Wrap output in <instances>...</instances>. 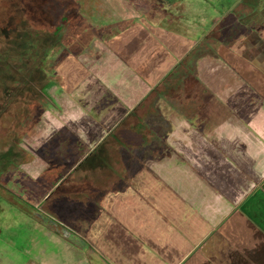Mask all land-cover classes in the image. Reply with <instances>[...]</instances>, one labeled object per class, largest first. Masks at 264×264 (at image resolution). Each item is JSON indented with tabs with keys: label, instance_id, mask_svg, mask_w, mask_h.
Returning a JSON list of instances; mask_svg holds the SVG:
<instances>
[{
	"label": "crops",
	"instance_id": "crops-1",
	"mask_svg": "<svg viewBox=\"0 0 264 264\" xmlns=\"http://www.w3.org/2000/svg\"><path fill=\"white\" fill-rule=\"evenodd\" d=\"M107 3L112 17L103 8L95 25L108 27L105 36L70 40L55 109L35 112V140L44 138L26 150L37 153L38 162L26 151L21 159L47 167L39 155L53 159L64 149L70 157L63 160L73 171L100 147L94 162L102 173L93 179L95 192H79L82 202L122 171L120 157L140 141L147 167L134 172L132 183H146L137 188L147 191L114 195L110 201L117 199L116 208H131L141 197L136 213L152 216L156 227L147 232L133 224L114 248L105 239L87 238L99 253L105 251L113 264H264L263 18L254 17L255 31L220 40L219 47L204 34L214 47L196 49L195 28L179 18L152 6L141 14L134 0L127 1L128 13L116 0ZM92 131L93 143L82 147ZM74 149L82 151L72 154ZM65 178L25 179V198H35L41 207ZM75 207L78 224V205H62L59 211L68 228L79 230L70 223ZM91 228L90 223L85 238ZM141 239L153 250L150 260L135 252L133 244ZM63 249L64 264H88L85 253L65 240ZM49 255V260L57 257Z\"/></svg>",
	"mask_w": 264,
	"mask_h": 264
},
{
	"label": "rangeland",
	"instance_id": "rangeland-1",
	"mask_svg": "<svg viewBox=\"0 0 264 264\" xmlns=\"http://www.w3.org/2000/svg\"><path fill=\"white\" fill-rule=\"evenodd\" d=\"M108 1L111 0H0V264H64V240L82 250L88 264H113L108 258L111 256L105 251L99 253L89 240L105 239L114 248L131 233L129 229L133 224L135 227L144 226L147 232L156 227L157 221L152 216L136 213L141 197L136 198V205L131 203V208L122 204L116 208L117 199L110 201L114 195L147 191L146 187L137 188L146 183H132L134 172L147 167L143 164V152L146 150L140 141L132 149H125L127 157H120V165H124L122 171L110 178L99 192L79 201V209L84 214L78 213V224L76 217H73L77 207L72 210L70 223L80 227L79 230L68 228L63 215L57 218L47 214L43 208L35 205V198H25V179L41 176L44 181H55L61 176L65 178L72 171L69 170L71 165L63 160L70 157L66 150H57L53 159L46 158V154L45 157L39 155L48 166L33 167L30 165V160L34 159L32 153L36 154L35 159L38 154H30L26 146L37 144L38 140L42 142L44 138L35 140V112L41 108L55 109L54 96L63 90L59 71L66 54L70 52V40H76L78 36L85 41V37L105 36L108 27L91 26L86 17L90 20L95 17L94 14H103L106 7L107 17H112ZM127 1L116 0L121 3L120 8L125 13L130 8ZM134 1L140 5L141 14H146L145 11L152 6L164 15L175 16L190 24L196 30V38H199L196 49L214 47L206 39L208 34L214 39L215 47H219L223 45L220 40L229 42L236 34L243 37L255 31L254 17L264 20V0ZM132 9L136 10L134 4ZM119 26L121 29L124 27ZM141 129L140 126L135 127L136 131ZM24 135H27L26 139ZM95 135L93 131L87 133V142L82 143V147L91 145ZM60 146L64 147V144L60 143ZM24 151L29 153L31 159H21ZM81 151L74 149L72 154ZM128 161L131 166H127ZM37 162L36 159L35 164ZM32 187L35 190V184ZM108 201L109 204L106 203ZM156 203L151 204L154 206ZM145 210L147 212L148 208ZM156 210H159L158 205ZM159 216L166 221L164 215ZM90 223L92 228L85 238L82 234L88 230ZM133 246L138 255L144 254L148 260L153 258V250L146 240H137ZM49 253L57 257L49 260Z\"/></svg>",
	"mask_w": 264,
	"mask_h": 264
},
{
	"label": "trees",
	"instance_id": "trees-1",
	"mask_svg": "<svg viewBox=\"0 0 264 264\" xmlns=\"http://www.w3.org/2000/svg\"><path fill=\"white\" fill-rule=\"evenodd\" d=\"M78 5L81 6V3L79 2ZM99 15L102 16V14ZM99 15L94 14L95 17L92 15L93 18L90 20L86 17V20L91 26L95 27L96 23L100 22ZM99 148L100 147L96 148L80 162L79 165L47 195L41 205V208H43L47 214L59 218L60 215H63L62 212L59 211L62 205H79V201L81 200L79 192H95L94 188L96 182H94L93 179L96 178L98 173H102L100 166H96L95 164L97 161L94 162L100 155ZM58 201L59 204L57 203ZM23 204L27 203L24 202ZM20 207L28 209L25 206Z\"/></svg>",
	"mask_w": 264,
	"mask_h": 264
}]
</instances>
